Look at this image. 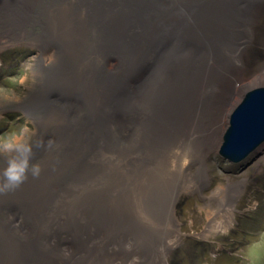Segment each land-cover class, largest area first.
<instances>
[{"label": "bare ground", "instance_id": "6f19581e", "mask_svg": "<svg viewBox=\"0 0 264 264\" xmlns=\"http://www.w3.org/2000/svg\"><path fill=\"white\" fill-rule=\"evenodd\" d=\"M263 40L264 0H0V52L39 54L17 108L40 166L0 193V264H166L177 197L264 89ZM239 189L212 192L200 237L232 226Z\"/></svg>", "mask_w": 264, "mask_h": 264}, {"label": "rangeland", "instance_id": "374dc122", "mask_svg": "<svg viewBox=\"0 0 264 264\" xmlns=\"http://www.w3.org/2000/svg\"><path fill=\"white\" fill-rule=\"evenodd\" d=\"M255 48L247 55L251 58L249 72L262 64L256 63L261 62L257 57L264 58V40ZM38 56L37 50L25 45L0 52V148L4 141L15 142L21 134L26 140L32 135L31 121L17 106L34 82L32 68ZM218 152L219 148L205 158L207 181L202 191L180 194L175 201L180 236L167 253L166 264H264V151L256 149L236 163ZM233 183H240V189L232 226L207 239L200 237L207 209L214 206L212 192Z\"/></svg>", "mask_w": 264, "mask_h": 264}, {"label": "water", "instance_id": "95a60500", "mask_svg": "<svg viewBox=\"0 0 264 264\" xmlns=\"http://www.w3.org/2000/svg\"><path fill=\"white\" fill-rule=\"evenodd\" d=\"M264 140V89L247 94L232 114L219 156L236 163Z\"/></svg>", "mask_w": 264, "mask_h": 264}, {"label": "clouds", "instance_id": "9594fccd", "mask_svg": "<svg viewBox=\"0 0 264 264\" xmlns=\"http://www.w3.org/2000/svg\"><path fill=\"white\" fill-rule=\"evenodd\" d=\"M0 150L7 154L6 167L0 173V193L18 188L28 178L29 172L33 177L39 175L40 166L31 163L33 146L22 134L15 142L4 141Z\"/></svg>", "mask_w": 264, "mask_h": 264}]
</instances>
